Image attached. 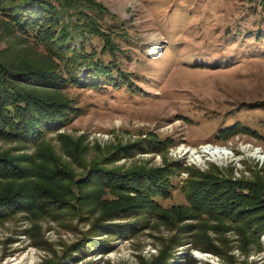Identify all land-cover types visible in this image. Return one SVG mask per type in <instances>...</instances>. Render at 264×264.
<instances>
[{
	"label": "rangeland",
	"instance_id": "obj_1",
	"mask_svg": "<svg viewBox=\"0 0 264 264\" xmlns=\"http://www.w3.org/2000/svg\"><path fill=\"white\" fill-rule=\"evenodd\" d=\"M93 1L104 10L92 13L112 31L120 50L115 56L101 54L102 40L82 38L77 30L72 45L96 50L105 62L117 61L131 74L133 87H115L105 80L101 83L107 85L99 89L71 85L62 90L63 97L78 110L67 125L45 134L38 143L0 137V152L23 157L18 163L27 164V186L67 193V186L77 181L75 191L82 195L79 212L66 206L51 207L49 212L31 204L1 216L0 264H150L178 237L183 242L169 264H221L220 255L195 247L190 239L197 246L212 245L224 256H235L238 264H264V234L259 236L262 249L257 244L244 246L238 225L222 228L214 220H202L204 215L189 207L179 188L189 177L181 166L231 180L264 177V158L253 156L256 149L264 155V4L261 0ZM0 36V47L9 52L5 56L16 62L30 64L43 57L11 32L1 17ZM47 95L61 99L59 94ZM235 125L247 126L255 134L234 133L217 140L220 129ZM166 142L165 148H154ZM208 144L227 148L234 156L197 163L186 153L211 147ZM50 164L66 172H60L62 180L47 176ZM94 165L126 172L179 169L172 177L175 188L161 202L163 209L150 210L136 200L142 212L119 218L110 213L128 203L125 192L99 190V184L78 180ZM18 183L3 179L0 190ZM172 205L178 208L169 210ZM102 223L103 229L98 228ZM241 233L248 235L245 228Z\"/></svg>",
	"mask_w": 264,
	"mask_h": 264
},
{
	"label": "trees",
	"instance_id": "obj_2",
	"mask_svg": "<svg viewBox=\"0 0 264 264\" xmlns=\"http://www.w3.org/2000/svg\"><path fill=\"white\" fill-rule=\"evenodd\" d=\"M261 2L264 4V0ZM96 8L97 11L104 10L93 0H0V17L6 21L10 31L23 39L28 46L35 47L44 57H35L39 60L30 64L16 62L14 57L5 56L4 53H9L6 52L8 49L0 47L1 138L38 143L45 134L67 125L68 121L77 115L78 110L63 97L62 90L71 85L94 89L107 84L115 87H133L131 74L122 70L117 61L105 62L96 50L88 51L84 44L78 47L72 45V41L76 39L73 32L77 30V35L82 38L90 35L101 39V54L115 56L120 50L113 40L112 31L105 29L102 20L92 13ZM117 36L123 35L118 32ZM82 73L85 74L84 78ZM103 80L107 81V84H102ZM47 92H50V95L59 94L61 99H54L47 95ZM234 133L255 134V131L247 126L235 125L220 129L215 136L217 140H223ZM160 143L163 144L162 141ZM164 144V147L154 148L163 149L169 143ZM19 158L11 156L8 152H0V181L12 178L19 182L15 187L11 184L7 189L0 190V217H6L13 208L25 209L31 204L49 212L53 210L51 207L60 209L62 206L71 208L74 213L80 211L77 204L82 195L78 193V189L75 191L77 181H73L72 186H67V193H55L39 186L33 189L27 186V164L18 163L21 161ZM50 168L52 171L47 175L49 178L59 181L63 179V175H60L63 170L54 168L51 164ZM179 168L189 175L182 180L179 188L184 192L189 207L196 214L204 215L202 220H214L218 227L222 228L238 225L236 230L239 241L244 246L257 244L259 249H262L259 236L264 234V177L257 176L252 181L231 180L216 172L197 173L187 166ZM179 168L165 166L149 171L126 172L94 165L86 169L78 180L87 185L99 184V190L118 194H121L120 191L125 192L127 196L124 197L128 203L123 208L113 210L110 216L126 218L136 212H142L139 209L142 204L136 200L146 204L150 210L163 209L161 202L169 197L171 190L175 188L172 177ZM133 199L135 201H132ZM177 208L172 205L169 210ZM103 226L105 223L97 227L103 229ZM243 228L248 235L241 233ZM181 242L183 239L178 237L150 264H169L173 252ZM190 242L203 251L220 255L221 264H238L235 256H224L212 245L197 246L194 239H190ZM81 244L75 249L82 246ZM246 248H241L244 253L249 252ZM244 262L241 264H246Z\"/></svg>",
	"mask_w": 264,
	"mask_h": 264
},
{
	"label": "bare ground",
	"instance_id": "obj_3",
	"mask_svg": "<svg viewBox=\"0 0 264 264\" xmlns=\"http://www.w3.org/2000/svg\"><path fill=\"white\" fill-rule=\"evenodd\" d=\"M209 145V144H208ZM211 146V145H209ZM186 149V148H185ZM247 147L244 148V150H246ZM184 151V149H183ZM186 153H188L190 156L193 157L195 162H202L207 160V158H212L215 161H221L223 160L225 157L226 158H231L234 156L233 151L228 152L227 148H223V147H204L203 150H194V149H186ZM262 152L258 151L256 149V151L253 152V156L255 158H264V155H261ZM188 155V156H189ZM196 257L200 258L201 254L196 252Z\"/></svg>",
	"mask_w": 264,
	"mask_h": 264
}]
</instances>
